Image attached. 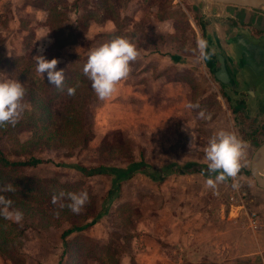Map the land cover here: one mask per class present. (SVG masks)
<instances>
[{"label":"rangeland","instance_id":"obj_1","mask_svg":"<svg viewBox=\"0 0 264 264\" xmlns=\"http://www.w3.org/2000/svg\"><path fill=\"white\" fill-rule=\"evenodd\" d=\"M199 8H202V6L195 0H0V51L9 58L27 57L36 62L37 56L45 58V55H51V59L57 61V70H63V81L75 79L74 75H83L82 68L86 62L89 49L115 36L127 37L137 46V50L144 42L150 46L151 53H160V51L164 54L173 52L176 55L178 53L177 55L181 61H178L175 65L167 64L165 68L169 80L177 78L183 82L184 95L181 97L183 99L179 103V107L175 106L172 109L171 114L175 113L176 108L178 111L183 109L181 110L182 114L176 116L177 119L183 120L185 123L188 122L189 125L194 123L195 127L207 120H212V118L218 119L219 113L217 111L221 110L220 103L221 105L223 102L225 103L224 95L222 96L223 86L215 79L214 75H211L202 66L197 42L202 32L196 17ZM184 10H187L191 15L194 13L192 15L195 22L194 26L189 25L190 23L187 22ZM135 11L138 12L137 20L132 18V13ZM77 13H80V15H77ZM165 14L172 16L173 23L166 34H159L157 32L159 28H156L155 20L159 18V15ZM102 17L109 19L103 21ZM247 18L250 20L252 16ZM101 24H103V27L100 29ZM59 29H62V33L68 34L66 40H76L80 50L79 56L83 58L82 61L72 60L73 64L69 66L66 59L55 57L66 56V49L63 47L59 51L55 50V42L51 37L52 34L58 37L56 39L58 42L57 47L63 43ZM102 29L104 30L102 31ZM50 31L52 34L49 33ZM80 35L83 36L82 40L79 38ZM152 57L146 63L140 62L139 59L132 63L131 77L129 76L128 80L132 79L133 76L141 77V82L155 78L154 74L159 65L158 61L155 60L156 58ZM161 64L162 67L165 65L163 62ZM22 66V63L16 65L20 68ZM36 69L37 65H33L31 68L33 76H24L25 81L23 82L13 75L12 70L0 73V79H18L19 82L32 86L36 78L41 79L46 84L48 83L47 90L51 94L48 97L40 95L39 100L47 106L52 114L50 127L56 129L61 122L60 111L64 104L63 84L59 89L56 85L49 83L47 78L39 74ZM135 69L140 72L149 70L152 75H133ZM117 89L119 90L118 85ZM93 95L91 92V96ZM102 102L105 104L104 107L101 105ZM114 102H117L114 98L101 101L94 97L88 103L85 110L86 114L84 112L81 123L84 129L86 127L90 130V138L87 140L84 149L76 146L70 156L55 150L43 152L40 156L50 162L25 169L26 174L35 175L40 179L38 185H41L43 179H47L50 185L58 184V187L59 183L71 182V189L79 192L86 191L89 201L78 214L72 213L68 220H62L61 218L57 226L54 224L55 226L43 229V227L32 224L26 228L20 247V251L24 256V264H52L57 258L56 255L60 252V231L73 220L81 223L83 221L82 215L86 216V221H88L91 217L100 213L97 221L83 231L85 236L97 237L104 232L105 225L109 222L108 218H110V223L112 222L114 225L113 227L118 228L123 222L128 223L131 219L143 217L148 212L152 213L158 210L160 205L159 179L151 180L142 175L148 180L142 177L139 180L140 183H146L143 184L145 187L151 186L147 189L149 192H145V188L140 187L136 195L131 194L128 190L121 191V184L126 186L129 183L125 179L120 182L117 191L114 189L110 191V195L115 194L112 198H109V195H107V190L110 188L109 176L85 177L75 172L74 169L61 165L62 163H81L90 166L102 162L124 165L128 158L138 159L140 152L142 159L148 165L144 170H140L143 174L146 172L153 173L154 171V174L156 172L157 176L160 177L164 174V170L170 171L175 168V166L173 167L174 162L170 160L168 162L166 159V157L171 156V153H174L177 147L174 141L175 129L168 126V128H162V131L157 128L155 132L154 128L150 129V126L147 128L142 126L136 131H129L127 128V121L129 120L120 118L118 114H114L106 106L112 107ZM188 103L196 104L199 107L189 109L186 107ZM127 105L128 97L126 96L121 102V106L125 107ZM200 111H204L206 117L210 114V118H200ZM148 117H150L149 114ZM176 117L171 119L173 120ZM219 120L223 122L225 119L220 117ZM244 121L255 122L250 125L251 127L255 125L258 129L251 142L244 143L246 154L247 151L250 154L264 139V115H259L257 118L248 114L245 116ZM118 123L121 125L120 127L117 126ZM247 129L249 130L250 127ZM15 135L19 141H23L28 138L29 132L27 129L19 128L16 130ZM182 139H184L182 136L177 139V142L180 143L179 147L184 146L185 140L182 141ZM206 140V136L201 135V141L206 142ZM1 142L4 148L12 146V140L9 138L3 139ZM246 178L251 179L254 183L250 175L246 174ZM58 189H54L55 194H58ZM122 193L124 198L133 199V202L126 200L122 205L116 207L111 205L110 213L107 212L113 199ZM54 195L44 198L43 203L56 208L58 204L52 203ZM128 201H130V205ZM111 209H113L112 212ZM118 244H121L120 241ZM117 249L120 250L118 246ZM83 261L87 264L89 258Z\"/></svg>","mask_w":264,"mask_h":264},{"label":"crops","instance_id":"obj_2","mask_svg":"<svg viewBox=\"0 0 264 264\" xmlns=\"http://www.w3.org/2000/svg\"><path fill=\"white\" fill-rule=\"evenodd\" d=\"M195 1L202 6L196 15L202 30L197 42L206 41V48L203 54L200 53L202 66L223 86L225 103H220L219 118L194 127V123L189 125L177 119L183 109L178 111L176 108L171 114L183 99V82L177 78L169 80L165 68L181 59L178 53H151L150 46L144 42L138 47V59L146 63L152 56L156 58L159 66L155 78L141 82V77L133 76L121 81L118 84L120 91L117 89L111 97L117 102L112 107L106 105L120 118L129 120H126L129 131L150 126L156 132L157 128L162 131L169 126L176 132L174 141L177 147L170 157H166L168 162H174L175 168L163 169L164 174L158 178V210L131 219L129 251L120 256L121 264H264V189L246 178V174L250 175V158L256 148L250 154L245 152L241 161L246 163H242L235 178L239 189H233L231 178L219 183L214 190L207 188L209 177L204 161V148L218 131L235 133L247 144L258 132L255 125H250L255 122H245L244 118L248 114L257 118L264 115V11ZM184 13L189 25L194 26V13L191 15L187 10ZM248 16L252 18L248 20ZM132 18L137 20V11L132 13ZM172 23L173 18L168 15L155 20L156 28H159L157 32L166 34ZM171 56L176 57V62ZM161 62L165 64L163 67ZM133 75L152 73L135 69ZM124 96L128 97V105L122 107ZM172 117L176 118L172 120ZM220 117L225 120L222 122ZM117 126L121 125L118 123ZM201 135L206 136V142L201 141ZM180 136L185 141L184 146L179 147L177 139ZM142 175L147 177L141 171L133 173L126 179L128 185L121 184V191L128 190L136 195L143 187L149 192L147 189L151 185L145 187L143 184L146 183L139 181ZM145 177L143 179H147ZM126 200L133 202V199L124 198L122 193L113 199L112 205L116 207ZM251 213L256 214L255 222H250Z\"/></svg>","mask_w":264,"mask_h":264},{"label":"trees","instance_id":"obj_3","mask_svg":"<svg viewBox=\"0 0 264 264\" xmlns=\"http://www.w3.org/2000/svg\"><path fill=\"white\" fill-rule=\"evenodd\" d=\"M80 15V13H77ZM165 15H159L160 19ZM109 18L102 17L105 21ZM88 24V22H87ZM61 33V43L57 47L55 35L51 33V37L55 42V50L59 51L62 47L66 52V56H55L68 61L67 65L71 66L73 61L83 60L79 56L80 50L75 39L66 40L67 33H62V29L58 30ZM83 36H79L82 40ZM54 52V50H53ZM42 57V56H41ZM45 60H52L51 55H45ZM174 61L176 57H170ZM73 60V61H72ZM19 63L23 66L16 67ZM33 59L24 57L9 58L0 51V73L12 70L13 75L21 82L25 81V77L33 76L31 68L37 65ZM20 68V69H18ZM16 70V71H15ZM25 76V77H24ZM73 80H64L62 93L64 104L60 111V125L54 129L50 127L52 114L43 102L39 100V96L48 97L51 92L47 90L48 83L35 79L34 85L22 83L26 89V95L23 103L25 110L20 120L15 126H6L0 128V186L11 183L15 188V192L3 193L12 201V208L18 209L23 213V220L16 223L0 216V264H24L23 254L20 251L21 242L24 238V231L32 224L37 227L57 226L60 219H69L72 212H68L67 208L59 209V206L52 208L50 205L43 203V199L54 195V189L59 188L57 193L61 191L79 192L71 189V182L59 183L50 185L47 179H43L41 185H38L39 178L35 175L25 173L26 168L35 167L42 163L50 162L40 156L43 152L61 151L70 156L72 150L76 146L84 149L87 140L90 138V130L82 127V118L88 103L96 97L91 88V82L84 75H74ZM37 81V83H36ZM36 83V84H35ZM59 89L61 88L58 87ZM75 89L74 95H69L68 90ZM91 92L94 94L91 96ZM233 111L234 109L231 108ZM19 128L27 129L29 136L23 141H19L15 136L16 130ZM11 139L12 146L4 148L2 146L3 139ZM124 165H113L108 163H97L96 165H83L81 163H62L65 167H70L85 177L95 175L109 176L110 188L107 190V195L112 198L115 194H109L112 189L117 191L120 182L133 175V173L144 170L148 167L147 163L142 159L139 152L138 159L133 160L128 158ZM145 175L151 180H156L159 177L156 172H146ZM68 192H67V191ZM57 195V194H55ZM67 203V201H62ZM112 203L109 205V210ZM122 205V204H121ZM59 211V216L54 213ZM113 209H111V212ZM110 213V212H109ZM100 213H97L90 220L86 221V216L82 215V222L74 220L68 223V226L62 229L59 233L60 252L56 255V260L52 264H85L84 259L89 258L87 264H121L119 258L122 254L129 251V234L128 231L133 227L132 222H123L118 228L113 227L110 218L109 224L106 227L103 236L88 237L83 235L84 229L93 225ZM28 221V223H27ZM55 224V225H54ZM116 238V239H115ZM120 241L121 244H118ZM38 245L37 243H35ZM116 244V245H115ZM117 246L120 250L117 249ZM91 260V262H90ZM42 264V263H37Z\"/></svg>","mask_w":264,"mask_h":264},{"label":"clouds","instance_id":"obj_4","mask_svg":"<svg viewBox=\"0 0 264 264\" xmlns=\"http://www.w3.org/2000/svg\"><path fill=\"white\" fill-rule=\"evenodd\" d=\"M206 41L198 42V49L203 54ZM37 72L46 77L48 82L60 87L63 83V70H57V61L45 60L37 56ZM139 57L137 46L127 37L115 36L108 41L92 47L88 51L86 62L83 65V75L91 82V88L96 97L107 100L117 91V85L126 81L132 71L131 64ZM54 61V62H53ZM69 95L75 94V89L68 90ZM26 89L18 79H0V128L15 126L25 110L23 103ZM187 108L199 107L188 103ZM200 118L206 117L204 111H200ZM246 145L235 133L225 130L218 131L209 138L204 148V161L207 164L208 179L206 187L216 189L219 183L233 179V189H239L240 185L235 180L242 167V159L245 155ZM214 177V178H213ZM16 188L11 184L0 186V216L7 220L20 223L23 213L12 208V201L3 193L15 192ZM67 201L64 203L62 201ZM89 196L86 191L68 192L61 191L52 197V203L58 204L59 209L67 208L74 214H78L83 206L88 203ZM59 216V211L54 213Z\"/></svg>","mask_w":264,"mask_h":264},{"label":"water","instance_id":"obj_5","mask_svg":"<svg viewBox=\"0 0 264 264\" xmlns=\"http://www.w3.org/2000/svg\"><path fill=\"white\" fill-rule=\"evenodd\" d=\"M206 1L264 11V0H206ZM262 163H264V141L260 143L253 151L249 163L250 177L253 179L257 187L264 189V177H262L259 174V167Z\"/></svg>","mask_w":264,"mask_h":264},{"label":"bare ground","instance_id":"obj_6","mask_svg":"<svg viewBox=\"0 0 264 264\" xmlns=\"http://www.w3.org/2000/svg\"><path fill=\"white\" fill-rule=\"evenodd\" d=\"M259 174H260L262 177H264V176H263V174H264V163H262V164L260 165V167H259Z\"/></svg>","mask_w":264,"mask_h":264},{"label":"built area","instance_id":"obj_7","mask_svg":"<svg viewBox=\"0 0 264 264\" xmlns=\"http://www.w3.org/2000/svg\"><path fill=\"white\" fill-rule=\"evenodd\" d=\"M255 220H256V214L255 213H251L250 222H255Z\"/></svg>","mask_w":264,"mask_h":264}]
</instances>
